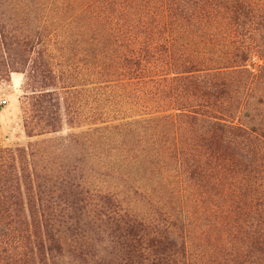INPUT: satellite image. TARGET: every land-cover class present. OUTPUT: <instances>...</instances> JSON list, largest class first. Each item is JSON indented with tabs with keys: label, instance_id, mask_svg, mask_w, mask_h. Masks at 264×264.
<instances>
[{
	"label": "trees",
	"instance_id": "trees-1",
	"mask_svg": "<svg viewBox=\"0 0 264 264\" xmlns=\"http://www.w3.org/2000/svg\"><path fill=\"white\" fill-rule=\"evenodd\" d=\"M13 73L0 264H264V0H0Z\"/></svg>",
	"mask_w": 264,
	"mask_h": 264
},
{
	"label": "rangeland",
	"instance_id": "rangeland-1",
	"mask_svg": "<svg viewBox=\"0 0 264 264\" xmlns=\"http://www.w3.org/2000/svg\"><path fill=\"white\" fill-rule=\"evenodd\" d=\"M26 73H13L10 80L0 82V99H6L0 107V142L4 145H27L30 139L23 127V95ZM66 129L64 132H69Z\"/></svg>",
	"mask_w": 264,
	"mask_h": 264
},
{
	"label": "built area",
	"instance_id": "built-area-1",
	"mask_svg": "<svg viewBox=\"0 0 264 264\" xmlns=\"http://www.w3.org/2000/svg\"><path fill=\"white\" fill-rule=\"evenodd\" d=\"M7 100L6 99H0V107L4 106L7 104Z\"/></svg>",
	"mask_w": 264,
	"mask_h": 264
}]
</instances>
